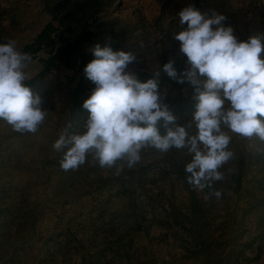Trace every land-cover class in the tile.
Listing matches in <instances>:
<instances>
[{
	"label": "rangeland",
	"instance_id": "obj_1",
	"mask_svg": "<svg viewBox=\"0 0 264 264\" xmlns=\"http://www.w3.org/2000/svg\"><path fill=\"white\" fill-rule=\"evenodd\" d=\"M87 1L0 0V43L15 40L30 55L25 81L34 79L30 90L47 112L36 133L0 120V264H264V142L256 137L229 132L234 157L211 190H193L191 156L175 148H146L118 176L91 156L78 170L61 169L53 145L66 130L85 131L83 103L95 85L84 69L97 44L136 55L127 70L141 83L158 79L180 126L195 111L194 87L163 71L170 61L178 75L190 68L175 39L187 23L170 0H117L101 12ZM230 3L198 11L225 17L239 42L264 36V0ZM47 28L41 51L27 50ZM50 50L57 58L40 76Z\"/></svg>",
	"mask_w": 264,
	"mask_h": 264
},
{
	"label": "clouds",
	"instance_id": "obj_2",
	"mask_svg": "<svg viewBox=\"0 0 264 264\" xmlns=\"http://www.w3.org/2000/svg\"><path fill=\"white\" fill-rule=\"evenodd\" d=\"M179 16L187 30L175 39L190 68L178 75L170 61L163 71L194 87L195 111L188 124L180 126L163 103L158 79L141 83L127 70L136 55L97 44L92 49L95 58L84 69L95 85L83 103L89 113L85 131L66 130L53 145L63 153L62 170H78L91 156L118 176L125 167H135L146 148L161 153L175 148L191 156L185 166L188 184L204 191L224 179L220 169L234 157L229 132L264 142V36L239 42L231 27L222 26L225 17L206 18L192 6ZM30 62L15 40L0 43V120L21 134L36 133L47 116L41 98L25 84ZM154 75L158 77L159 71ZM211 195L219 199L222 193L216 190Z\"/></svg>",
	"mask_w": 264,
	"mask_h": 264
},
{
	"label": "crops",
	"instance_id": "obj_3",
	"mask_svg": "<svg viewBox=\"0 0 264 264\" xmlns=\"http://www.w3.org/2000/svg\"><path fill=\"white\" fill-rule=\"evenodd\" d=\"M215 1H217L215 3ZM231 0H170L172 11L175 16H179V13L186 7L192 6L196 10L203 9L205 7H227Z\"/></svg>",
	"mask_w": 264,
	"mask_h": 264
},
{
	"label": "trees",
	"instance_id": "obj_4",
	"mask_svg": "<svg viewBox=\"0 0 264 264\" xmlns=\"http://www.w3.org/2000/svg\"><path fill=\"white\" fill-rule=\"evenodd\" d=\"M45 37H49V30H48V28L45 29V30L43 31V33H41V34L39 35V37L37 38L38 40H37L35 43H33L32 45L26 47V49L28 50V49L32 48L34 53H37V52L41 51L42 46H41V44L39 43V40H41V39H43V38H45ZM47 55H48V59H47L46 62H44L43 69H42V71L39 73L40 76L44 75V74L49 70V64H50L52 61L56 60V58H57V55H56V54L53 55L52 50L48 51V52H47ZM33 82H34V79H30V80H28V81H25V84L30 88L31 85L33 84Z\"/></svg>",
	"mask_w": 264,
	"mask_h": 264
},
{
	"label": "water",
	"instance_id": "obj_5",
	"mask_svg": "<svg viewBox=\"0 0 264 264\" xmlns=\"http://www.w3.org/2000/svg\"><path fill=\"white\" fill-rule=\"evenodd\" d=\"M116 2L117 0H88L87 6L93 11L99 10L101 12V10L113 7Z\"/></svg>",
	"mask_w": 264,
	"mask_h": 264
}]
</instances>
